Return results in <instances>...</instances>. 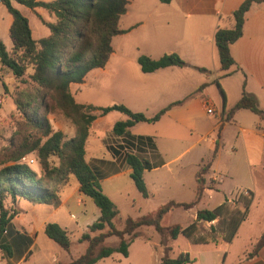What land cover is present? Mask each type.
<instances>
[{
    "label": "crops",
    "instance_id": "0c3cea01",
    "mask_svg": "<svg viewBox=\"0 0 264 264\" xmlns=\"http://www.w3.org/2000/svg\"><path fill=\"white\" fill-rule=\"evenodd\" d=\"M244 1L129 0L120 19L124 32L114 37L107 65L92 70L82 83L71 85V93L80 104L122 105L149 118L167 108L159 121L140 122L130 128L131 136L151 138L143 145H133L127 142L128 136L114 134L116 122L128 119L122 112L99 114L90 127L86 161L100 178L102 189L108 183L114 196L103 191L116 206L115 199L122 196L120 183L132 180V168L125 159L127 153L152 165L144 173L147 188L158 194L167 192L169 201H193L197 194V173L207 163H210L207 184L212 181L214 189H206L201 202L209 196L215 199L216 189L221 186L227 187L228 194L218 199L215 208L226 199L230 202L236 195L250 192L252 202L247 217L230 243L223 240L195 243L183 235L170 243L171 257L188 255L191 259L188 264H264V243L256 249L264 235V120L246 109L228 117V111L244 92L254 95L264 109V2L251 6L245 16L242 37L230 46L236 65L229 75H224L215 42L219 27H233L231 13ZM12 5L27 17L34 40L50 35L47 23L54 22L53 14L41 7L30 9L14 0ZM13 20L0 2V40L9 51L13 47L10 36ZM170 54L178 55L187 66L144 73L138 62L143 55L160 59ZM1 70L0 82L5 78ZM77 95L82 100H77ZM207 101L213 114L206 111ZM56 129L68 139L77 134L71 122ZM150 194L145 199H150ZM13 205L20 212L4 237L11 253L0 250V264H67L85 252L87 244L80 243L79 238L100 217L96 205L74 182L58 202L33 204L18 200L8 208ZM141 211L142 208L132 216L139 218ZM120 216L119 210L116 221L124 223L128 218ZM49 223H58L82 248L85 245L83 252L74 256L48 238L44 229ZM150 228L138 230L139 236L131 241L127 257L114 253L97 264H160L165 247L159 234L152 233ZM106 244L117 247L119 239L111 237Z\"/></svg>",
    "mask_w": 264,
    "mask_h": 264
},
{
    "label": "trees",
    "instance_id": "16d2710c",
    "mask_svg": "<svg viewBox=\"0 0 264 264\" xmlns=\"http://www.w3.org/2000/svg\"><path fill=\"white\" fill-rule=\"evenodd\" d=\"M14 1L30 9L44 8L55 16L56 21L47 23L50 35L36 41L33 39L27 17L12 5V0H0L14 19L10 28L12 49L9 51L0 40V69L10 71L17 80L29 87L15 99L17 109L26 117L27 130L20 135L16 134L18 137L10 140L2 163L5 166L0 168V250L11 253V247L5 243L4 237L19 213L18 210L6 206L8 198L13 204L18 200L33 204L58 202L72 187L74 179L80 186V191L96 205L100 217L89 227L88 232L79 238L80 243L87 244L85 252L72 258L67 264H97L114 253L127 257L131 241L139 236L138 230L145 227L153 228L160 236L161 245L165 247V255L160 264H188L191 261L188 255L172 258L170 243L180 235L195 243L205 242L199 235L201 222L222 221L225 229L222 240L230 243L247 217L251 198L243 204L242 210H231L228 201L215 209L198 210L194 221L186 227L179 224L170 227L162 225L163 219L172 210H187L197 206L205 190L214 188L213 182L207 184L206 178L210 163L202 165L197 173V194L193 201L170 200L152 214L139 218L128 217L123 227L118 228L115 222L119 210L104 193L100 178L86 161L89 129L99 114L119 111L127 115V120L116 122L114 134L128 136L127 142L133 145H143L151 141V138L131 136L130 128L140 122L155 123L167 110L162 109L149 118L122 105L97 107L80 104L71 93L72 84L82 83L92 70L107 65L113 53L114 37L124 32L120 29V19L127 11L129 0H55L50 3L36 0ZM171 1L162 0L163 3ZM262 2L264 0H245L231 13L233 27L217 29L215 42L224 75L231 74V68L236 65L230 46L243 35L246 13L253 4ZM138 62L144 73L187 66L176 54L164 55L160 59L143 55L139 57ZM197 69L201 72L207 71L203 68ZM3 86L6 87V84L3 83ZM57 109L75 125L77 134L74 138L68 139L62 132L54 131L50 127L46 115ZM242 109L250 110L264 120V109L260 108L254 95L244 92L236 105L228 111V117ZM33 153L40 159V173L28 165L19 163L24 155ZM53 158L58 159L57 165L52 163ZM125 159L132 168L131 178L136 188L147 198L149 192L144 173L151 170L152 165L144 158L131 153H127ZM248 194L250 195V192ZM242 196L245 194L240 195V198ZM44 231L48 238L63 250L71 252L72 240L66 229L58 223H49ZM111 237L119 239L117 247L106 244ZM263 243L264 235L256 249Z\"/></svg>",
    "mask_w": 264,
    "mask_h": 264
},
{
    "label": "rangeland",
    "instance_id": "374dc122",
    "mask_svg": "<svg viewBox=\"0 0 264 264\" xmlns=\"http://www.w3.org/2000/svg\"><path fill=\"white\" fill-rule=\"evenodd\" d=\"M54 19L55 22L56 18ZM7 71L8 70H1V73L5 75V78L2 79V82H0V168L5 166V164L2 163L5 160V155L7 154V147L9 146L10 140L13 139V137H18L16 136V134L19 133L20 135L22 132L24 133L27 130L26 117L22 115V113L17 109V106L15 104V99L19 96V94L23 93L29 87L28 85L23 84L20 80H17L12 74L8 76L7 73L9 71L8 72ZM3 83L6 84V87L3 86ZM76 97L77 100H82V97H79V95H77ZM46 118L49 122L50 127L54 131H58L56 129L58 125H63L64 123L67 122L72 123V121L66 118L63 115V113L58 109L55 110L53 113L47 114ZM33 156L36 158V163L31 167L35 171L40 173L41 172L40 159L38 158V155L36 153H33ZM90 157L92 156L90 155ZM52 163L54 165H57L59 161L57 158H53ZM73 182L76 183L77 181L74 179ZM119 186L120 189L122 190V196H120L119 199H115V200L121 212V216H120L121 218H125V217L134 218L132 215L138 213L140 208H142L141 211L142 215H140V217L143 215L152 214L161 205H164L169 201V199H166V196L169 195L167 194V192L158 194L156 192L151 191V189H149L148 191L149 193L151 192L152 195L151 194L150 195L152 197L150 199L143 198V196L140 194V192L138 191L132 180H130V182L123 181L120 183ZM103 189L111 196L112 189H110L107 182L103 184ZM225 189H227V187L224 186L219 187V189H216L215 199L212 196L211 198L209 196L207 197V199H204V202L202 201L201 203H199V205L191 209L185 210L183 208H178L172 210L163 219L162 225L165 227H170L179 224L182 227H186L187 225H189L194 221V214L198 210L214 209L218 199L224 198L225 195L228 194V191H226ZM112 196L114 195L112 194ZM249 199H250V195L247 193L242 198H240V195H236V197L231 199L230 202L227 199L226 201L230 203L229 207L231 210H236V209L242 210L243 204ZM176 200H179L181 202L182 201L188 202L192 199H176ZM10 204H11V200L10 198H8L6 200V206L10 207ZM11 209L18 210L14 205L11 206ZM18 212L20 211L18 210ZM115 224L118 228H120L121 226H123L124 223L121 222V220H118L115 222ZM224 230L225 229L222 221L219 222V220H216L213 223L202 222L200 224L199 235L206 241H215V240L219 241L223 239ZM152 231H153L152 233H155L154 229ZM181 239L185 240L184 237L183 238L181 237ZM71 240L73 242L71 253L74 256H78V254L83 252L82 249L83 248L85 249V245H83L82 248V245L78 243V240L75 242V237L73 236L71 237ZM110 245L115 246V244H110Z\"/></svg>",
    "mask_w": 264,
    "mask_h": 264
},
{
    "label": "built area",
    "instance_id": "2783aa9c",
    "mask_svg": "<svg viewBox=\"0 0 264 264\" xmlns=\"http://www.w3.org/2000/svg\"><path fill=\"white\" fill-rule=\"evenodd\" d=\"M206 111L208 114H213V107L211 106V104L207 101L206 102ZM19 163L21 164H25V165H28V166H33L35 163H36V158L33 156V155H24Z\"/></svg>",
    "mask_w": 264,
    "mask_h": 264
}]
</instances>
